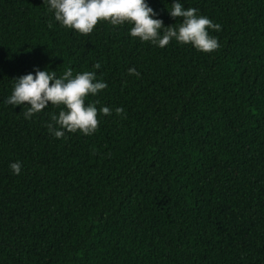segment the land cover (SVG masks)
<instances>
[{
    "label": "trees",
    "instance_id": "obj_1",
    "mask_svg": "<svg viewBox=\"0 0 264 264\" xmlns=\"http://www.w3.org/2000/svg\"><path fill=\"white\" fill-rule=\"evenodd\" d=\"M145 2L182 23L175 0ZM179 2L221 25L217 50L160 48L127 22L85 35L44 0H0V264H264V0ZM69 67L107 88L86 100L97 131L58 139L62 106L25 119L6 101Z\"/></svg>",
    "mask_w": 264,
    "mask_h": 264
},
{
    "label": "clouds",
    "instance_id": "obj_2",
    "mask_svg": "<svg viewBox=\"0 0 264 264\" xmlns=\"http://www.w3.org/2000/svg\"><path fill=\"white\" fill-rule=\"evenodd\" d=\"M50 10L55 12V20L62 26L74 29L81 34H90L101 21L111 25L126 22L133 25L130 35L144 42H151L160 48L169 45L173 39L180 44H191L197 50L211 53L220 45L218 38L211 36L208 29L221 30V25L206 16L198 15L195 8L185 9L179 0H175L169 11L173 18H183L182 23L165 27L145 0H44ZM49 27L52 24L49 23ZM163 30V31H162ZM99 69L101 65L95 64ZM129 75L139 76L135 67L129 68ZM12 94L6 103L27 105L23 108L25 119L42 112L50 104L61 107L58 116L51 114V122L46 125L56 138H64L67 133L82 132L84 135L95 133L99 127L97 104L87 103L89 94L96 95L107 88L103 81H97L96 73L84 71L73 74L71 67L57 78L56 71L39 70L35 75L27 74L15 80ZM105 116L112 115L109 107L99 109ZM117 115L124 114V109H115ZM15 175H20L22 165L19 161L10 164Z\"/></svg>",
    "mask_w": 264,
    "mask_h": 264
}]
</instances>
